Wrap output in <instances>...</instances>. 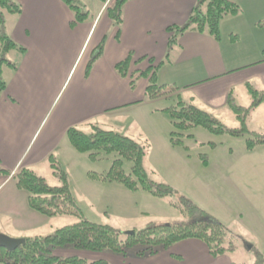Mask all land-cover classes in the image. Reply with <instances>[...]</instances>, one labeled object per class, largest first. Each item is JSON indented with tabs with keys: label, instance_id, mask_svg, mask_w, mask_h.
<instances>
[{
	"label": "crops",
	"instance_id": "crops-1",
	"mask_svg": "<svg viewBox=\"0 0 264 264\" xmlns=\"http://www.w3.org/2000/svg\"><path fill=\"white\" fill-rule=\"evenodd\" d=\"M15 1L21 13L7 34L24 53L17 50L22 59L14 67L16 75L0 91V170L5 172H0V194L11 189L9 201L3 210L0 207V224L6 223L0 235L27 239L35 232V237L42 236L50 218L30 208L29 195L21 192L15 177L23 169L39 174L51 156L61 159L73 153L67 137L70 128L98 118L106 126L129 116L145 135L150 126L168 135V121L161 110L152 109L156 101L181 97L216 115L226 111L230 92L237 100L250 101L247 84L264 91V34L258 28L264 19V0H229L240 6L241 13L221 21L219 41L207 33L187 31L170 54L167 29L184 26L199 0H128L120 28L107 14V0H78L88 14L82 23L62 0ZM101 46V55L87 73ZM130 53L129 74L121 78L115 68ZM150 60L155 66L163 63L158 83L177 89L175 93L156 100L146 98L148 79L142 74L150 70ZM137 77L145 80L133 91L131 82ZM140 112L145 117L140 118ZM59 252L55 255L62 258L109 264H238L228 254L213 257L198 240L180 242L146 259Z\"/></svg>",
	"mask_w": 264,
	"mask_h": 264
},
{
	"label": "trees",
	"instance_id": "trees-1",
	"mask_svg": "<svg viewBox=\"0 0 264 264\" xmlns=\"http://www.w3.org/2000/svg\"><path fill=\"white\" fill-rule=\"evenodd\" d=\"M74 12L76 21L82 23L87 19V12L78 0H62ZM128 0H114L113 5L107 9L110 19L121 27L123 23V7ZM21 13L20 6L14 0H0V51L5 56L13 50L24 53L22 48L5 32L6 16H17ZM241 13L239 5L229 0H199L190 14L187 23L182 27H169V54L178 45L179 37L187 31L199 34L207 33L216 41L221 39V21L228 16H237ZM99 53L92 58L88 67L90 72L94 62L101 55ZM168 54V56H169ZM167 56V57H168ZM4 59V58H3ZM133 54L117 64L116 71L121 78L129 74ZM150 70L142 74L148 79L146 98L156 100L167 97L177 91L175 88H167L158 83V71L163 64L154 65L149 61ZM15 67L14 64L7 63ZM134 82H131V89ZM247 91L251 98V105L245 107L239 105L233 92L227 97L226 107L236 117L239 128L229 129L221 120L212 113L203 110L192 103H186L181 97L177 98L176 105L163 110L172 123L173 131L170 135L171 145L185 147L189 140H195L192 132L195 129H203L214 136H230L233 138L244 137L246 149L254 152L264 146V134L251 132L248 127V119L251 113L264 103V91L257 90L247 84ZM172 89V90H169ZM5 90V84L0 83V91ZM67 137L72 147L79 153L89 154L96 160L101 152L106 154L116 153L120 158L132 162L131 175H126L123 170V162L120 159L114 161L107 175L89 174L90 178L101 181H116L127 188L138 191L144 190L156 198H167L175 195V190L166 184H157L149 179L144 167L148 155L149 145H141L130 137L123 136L112 130H106L94 124L90 133H86L76 127L67 131ZM205 146L206 144H199ZM216 147V144H210ZM205 167L208 161L201 157ZM54 175L59 178L62 185L51 187L44 177L32 170L23 169L15 177L17 186L28 193L29 206L43 216L55 217L72 215L80 218V222L74 225L57 229L50 235L27 238L26 243L15 250H8L0 246V264H109L106 261L89 262L77 257L62 258L55 255V251L73 248L77 251L91 253H112L123 258L129 257V251H135V257L146 259L157 256L162 251L169 250L172 246L186 241L198 240L206 245L213 257H219L236 251L234 243L235 235L223 224L216 222L207 212L195 205L188 198H182L180 204L172 203L181 215V219L163 225H149L141 231L125 234L108 226L92 223L84 218L77 202L70 190L68 176L57 163L54 156L49 158ZM1 173L5 174L2 170ZM253 264H264V255L257 251Z\"/></svg>",
	"mask_w": 264,
	"mask_h": 264
},
{
	"label": "rangeland",
	"instance_id": "rangeland-1",
	"mask_svg": "<svg viewBox=\"0 0 264 264\" xmlns=\"http://www.w3.org/2000/svg\"><path fill=\"white\" fill-rule=\"evenodd\" d=\"M6 20L5 32L9 33L12 22L16 21V16L8 15ZM259 23L261 24H258L259 32L263 35L264 19ZM2 56L0 51V83L5 84L16 75L14 67L7 63L17 67L22 54L13 50ZM143 80L145 79L141 77L135 78L132 90L137 91ZM237 102L245 107L251 105V100L247 101L243 97H240ZM176 103L177 98L168 102L156 101L152 105V109L161 110L164 120L168 121L170 129L168 135H162L161 129L156 132L152 126L149 127L150 130H144L145 135L137 125L132 124L133 120L129 116L111 120L108 126L102 125L104 121L101 122L102 118H98L91 124L78 128L90 133L92 125L101 123V127L106 130L130 137L141 145H149L144 162L149 179L157 184L171 186L175 190L174 196L156 198L142 189L134 191L116 181H101L89 177L91 173L107 175L117 159L122 160L125 174L131 175L132 162L120 158L116 153L101 152L99 157L93 160L89 154L79 153L72 148L73 153H68L66 155L69 156L64 155L61 159L56 158L57 163L66 172L74 199L88 221L111 226L125 234L134 233L152 224L163 225L180 220L181 215L172 203L180 204L182 198H188L235 235L236 251L228 253V256L233 257L238 264H251L255 260L257 251L264 255L261 226L264 225V146L250 152L245 146L246 140L252 138L250 134L240 138L226 135L214 136L199 128L192 132L195 140L185 143L188 150L184 147L174 149L169 144V138L174 129L170 117L163 110ZM215 116L227 128H239L235 115L229 109ZM142 117H145V114L140 112V118ZM248 127L251 132L264 134V103L251 113ZM211 143L216 144V147H212ZM202 156L207 159L208 167L203 165ZM47 166L39 168L38 175L44 177L51 187L62 185L59 178L54 175L51 162ZM15 184L17 185V181ZM9 190H11L10 187L0 194L2 210L4 203L9 201ZM20 190L28 195L24 190ZM78 222L80 218L72 215L50 217L49 224L40 234L46 236L59 228ZM5 224V222L0 224V232L6 228ZM34 233L31 232L30 237L34 238ZM73 250V248L60 249L59 253L67 255ZM128 255L135 256V251H129Z\"/></svg>",
	"mask_w": 264,
	"mask_h": 264
},
{
	"label": "water",
	"instance_id": "water-1",
	"mask_svg": "<svg viewBox=\"0 0 264 264\" xmlns=\"http://www.w3.org/2000/svg\"><path fill=\"white\" fill-rule=\"evenodd\" d=\"M26 243L25 239H12L7 236L0 235V246L8 250H15Z\"/></svg>",
	"mask_w": 264,
	"mask_h": 264
}]
</instances>
